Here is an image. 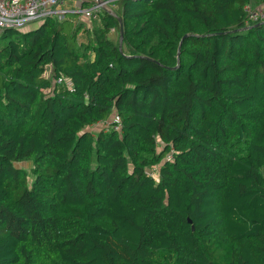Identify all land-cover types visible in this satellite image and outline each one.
<instances>
[{
	"label": "trees",
	"instance_id": "obj_1",
	"mask_svg": "<svg viewBox=\"0 0 264 264\" xmlns=\"http://www.w3.org/2000/svg\"><path fill=\"white\" fill-rule=\"evenodd\" d=\"M249 12L264 0H109L0 30V264H264Z\"/></svg>",
	"mask_w": 264,
	"mask_h": 264
},
{
	"label": "built area",
	"instance_id": "obj_2",
	"mask_svg": "<svg viewBox=\"0 0 264 264\" xmlns=\"http://www.w3.org/2000/svg\"><path fill=\"white\" fill-rule=\"evenodd\" d=\"M88 2L90 4L88 8H80L76 12L80 18H85L84 21L95 19L101 10L107 8L109 0ZM62 3L63 0H0V30L21 29L30 23L52 18L62 21L69 12L61 7ZM249 18L253 21L257 19L264 21V13H250ZM113 129L118 130L119 126L114 125Z\"/></svg>",
	"mask_w": 264,
	"mask_h": 264
},
{
	"label": "crops",
	"instance_id": "obj_3",
	"mask_svg": "<svg viewBox=\"0 0 264 264\" xmlns=\"http://www.w3.org/2000/svg\"><path fill=\"white\" fill-rule=\"evenodd\" d=\"M89 5L90 4H89L88 0H82V1H79V0H63L61 7L64 8L66 11H69L68 13H74L75 15H77L76 12L78 9L88 8ZM85 21L88 22L87 20H85Z\"/></svg>",
	"mask_w": 264,
	"mask_h": 264
},
{
	"label": "rangeland",
	"instance_id": "obj_4",
	"mask_svg": "<svg viewBox=\"0 0 264 264\" xmlns=\"http://www.w3.org/2000/svg\"><path fill=\"white\" fill-rule=\"evenodd\" d=\"M77 16H78V17H77ZM68 17H69V15H67L66 18H68ZM75 18H76V19L80 18V15L77 14ZM83 19H85V18H81V21H84ZM77 21H78V20H77ZM92 21H94V19H93ZM85 22H86V21H85ZM40 23H41V22L30 23V24L26 25L25 27L21 28V29H20V32H27V31L33 30V29H35L36 27H38ZM87 23H88V22H87ZM94 23H95V22H94ZM29 168H30V167L28 166V167L25 168V169L28 170ZM154 177H155V178L157 177V174H156V173H154Z\"/></svg>",
	"mask_w": 264,
	"mask_h": 264
},
{
	"label": "water",
	"instance_id": "obj_5",
	"mask_svg": "<svg viewBox=\"0 0 264 264\" xmlns=\"http://www.w3.org/2000/svg\"><path fill=\"white\" fill-rule=\"evenodd\" d=\"M119 21V19H118ZM119 27H120V33H119V49L121 50V46H122V24L119 23ZM186 36H184L183 38H185ZM188 222L190 223L191 221L188 219ZM191 229L193 230V227H191Z\"/></svg>",
	"mask_w": 264,
	"mask_h": 264
}]
</instances>
